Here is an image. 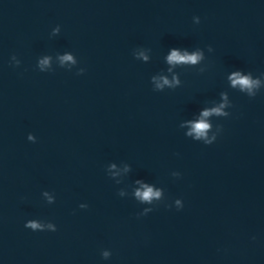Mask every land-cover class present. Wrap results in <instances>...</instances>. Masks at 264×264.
I'll list each match as a JSON object with an SVG mask.
<instances>
[{
  "label": "clouds",
  "instance_id": "9594fccd",
  "mask_svg": "<svg viewBox=\"0 0 264 264\" xmlns=\"http://www.w3.org/2000/svg\"><path fill=\"white\" fill-rule=\"evenodd\" d=\"M170 59H173V60H175V59H188V60H191V61L195 62L196 57L181 58V57H178L174 53L173 56ZM239 83H241L242 85H245V86H249L250 85V81L247 78H244V79L240 80ZM207 114L208 113H205V115H207ZM207 127H208V125L205 124V123H199V124L196 125V129H197L198 132H201L203 129H206ZM151 195H153L151 190H148L145 193H143V196H144L145 199L149 198Z\"/></svg>",
  "mask_w": 264,
  "mask_h": 264
}]
</instances>
